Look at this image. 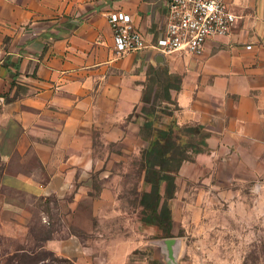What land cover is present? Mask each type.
I'll use <instances>...</instances> for the list:
<instances>
[{"label": "crops", "instance_id": "1", "mask_svg": "<svg viewBox=\"0 0 264 264\" xmlns=\"http://www.w3.org/2000/svg\"><path fill=\"white\" fill-rule=\"evenodd\" d=\"M223 1L237 18L226 36L200 56H159L168 0H0V189L58 202L79 232L47 239L56 260L40 264H161L149 243L176 236L177 208L200 215L206 200L264 184V0ZM113 12L131 17L146 49L115 52ZM153 69L179 78L176 124L207 134V152L177 173L172 238H152L130 203L147 146L130 116Z\"/></svg>", "mask_w": 264, "mask_h": 264}, {"label": "rangeland", "instance_id": "2", "mask_svg": "<svg viewBox=\"0 0 264 264\" xmlns=\"http://www.w3.org/2000/svg\"><path fill=\"white\" fill-rule=\"evenodd\" d=\"M0 195V264H15L16 251L21 264L55 261L44 250L45 241L79 233L66 229L68 220L58 202L32 200L4 189ZM242 195L206 200L200 215L181 216L177 208L179 230L173 238L183 240L178 264H264V184L247 186ZM183 221L184 227L179 223ZM22 251L28 259L20 258Z\"/></svg>", "mask_w": 264, "mask_h": 264}, {"label": "trees", "instance_id": "3", "mask_svg": "<svg viewBox=\"0 0 264 264\" xmlns=\"http://www.w3.org/2000/svg\"><path fill=\"white\" fill-rule=\"evenodd\" d=\"M179 89V78L167 70H151L141 106L130 116L142 119L140 135L147 143L136 166L130 203L141 209L138 217L144 225L157 228L155 239L172 238L169 204L174 198L180 167L192 162L194 156L207 152L204 129L198 125L179 126L173 118L176 106L170 92ZM140 178L142 185L138 191ZM18 254L16 251L12 256L15 264H21ZM20 258L28 259V255L22 251ZM152 264L158 262L153 260Z\"/></svg>", "mask_w": 264, "mask_h": 264}, {"label": "built area", "instance_id": "4", "mask_svg": "<svg viewBox=\"0 0 264 264\" xmlns=\"http://www.w3.org/2000/svg\"><path fill=\"white\" fill-rule=\"evenodd\" d=\"M167 28L151 49L159 56L188 53L200 56L209 38L228 34L236 21L223 0H168ZM117 54L147 48L131 17L123 12L107 16Z\"/></svg>", "mask_w": 264, "mask_h": 264}, {"label": "water", "instance_id": "5", "mask_svg": "<svg viewBox=\"0 0 264 264\" xmlns=\"http://www.w3.org/2000/svg\"><path fill=\"white\" fill-rule=\"evenodd\" d=\"M161 264H178L183 248V240L180 238L156 240L149 243Z\"/></svg>", "mask_w": 264, "mask_h": 264}]
</instances>
